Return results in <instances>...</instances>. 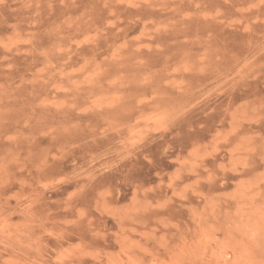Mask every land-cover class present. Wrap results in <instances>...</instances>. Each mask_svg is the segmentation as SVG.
<instances>
[{"label":"rangeland","instance_id":"obj_1","mask_svg":"<svg viewBox=\"0 0 264 264\" xmlns=\"http://www.w3.org/2000/svg\"><path fill=\"white\" fill-rule=\"evenodd\" d=\"M0 264H264V0H0Z\"/></svg>","mask_w":264,"mask_h":264}]
</instances>
